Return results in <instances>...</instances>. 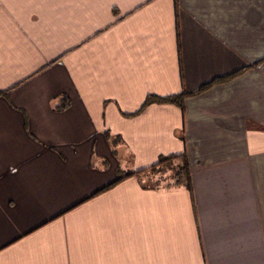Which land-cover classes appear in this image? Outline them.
<instances>
[{
	"label": "crops",
	"instance_id": "0c3cea01",
	"mask_svg": "<svg viewBox=\"0 0 264 264\" xmlns=\"http://www.w3.org/2000/svg\"><path fill=\"white\" fill-rule=\"evenodd\" d=\"M0 91V264H264V0H0Z\"/></svg>",
	"mask_w": 264,
	"mask_h": 264
},
{
	"label": "trees",
	"instance_id": "16d2710c",
	"mask_svg": "<svg viewBox=\"0 0 264 264\" xmlns=\"http://www.w3.org/2000/svg\"><path fill=\"white\" fill-rule=\"evenodd\" d=\"M244 69L245 68H242V69L235 71L234 73L226 75V76L217 77L214 80H212L211 82L202 85L197 92L182 91L181 93H178V94L166 95V96H157V95H152V94L147 95L140 109L142 110L152 103H158V104L170 103V104H175L182 109L184 101L187 97H191V96H194L198 93H201V92L207 90L212 85L227 82V81L231 80L232 78L241 74L244 71ZM4 94L5 93L3 91H0V95H4ZM69 104H70L69 99L64 98L58 104L56 109H59V110L63 109L65 107H67ZM183 156H184V154H173V155L163 156L157 162L150 164V165H148V166H146L140 170H137L135 172L127 173L126 175L122 176L121 178H124L126 176H130V175H134V174H142V173H144V174H147V173L156 174L159 171H162L163 167L168 166V169L173 168L174 173H173V182L170 184H167L166 186H179L182 184L187 185L190 183L189 164ZM180 157L181 158L183 157V159H181ZM178 158L182 162L175 165L174 163ZM121 178H118L117 180H119ZM117 180H115V181H117Z\"/></svg>",
	"mask_w": 264,
	"mask_h": 264
},
{
	"label": "rangeland",
	"instance_id": "374dc122",
	"mask_svg": "<svg viewBox=\"0 0 264 264\" xmlns=\"http://www.w3.org/2000/svg\"><path fill=\"white\" fill-rule=\"evenodd\" d=\"M174 164L177 165V162L175 161ZM160 173L161 174H158L157 176H155V180L153 182V185L166 186L167 184H170L173 182V173H174L173 168L168 169V166L163 167V169Z\"/></svg>",
	"mask_w": 264,
	"mask_h": 264
}]
</instances>
